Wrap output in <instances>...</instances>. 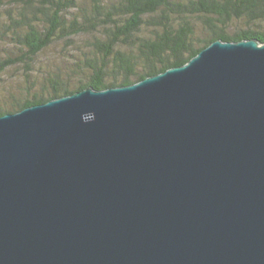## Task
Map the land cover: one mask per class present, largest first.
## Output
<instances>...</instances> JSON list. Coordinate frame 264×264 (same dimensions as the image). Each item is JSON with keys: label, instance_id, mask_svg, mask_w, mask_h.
I'll use <instances>...</instances> for the list:
<instances>
[{"label": "water", "instance_id": "obj_1", "mask_svg": "<svg viewBox=\"0 0 264 264\" xmlns=\"http://www.w3.org/2000/svg\"><path fill=\"white\" fill-rule=\"evenodd\" d=\"M0 264H264V43L0 116Z\"/></svg>", "mask_w": 264, "mask_h": 264}, {"label": "trees", "instance_id": "obj_2", "mask_svg": "<svg viewBox=\"0 0 264 264\" xmlns=\"http://www.w3.org/2000/svg\"><path fill=\"white\" fill-rule=\"evenodd\" d=\"M84 36L74 68L44 71L36 84V57ZM216 40L263 44L264 0H0V41L13 49L0 58V75L21 65L26 77V89L0 106V116L87 87L137 83L186 64Z\"/></svg>", "mask_w": 264, "mask_h": 264}, {"label": "rangeland", "instance_id": "obj_3", "mask_svg": "<svg viewBox=\"0 0 264 264\" xmlns=\"http://www.w3.org/2000/svg\"><path fill=\"white\" fill-rule=\"evenodd\" d=\"M88 40L89 37L84 36L74 40L73 43L56 42L40 53L34 62L32 79H36V84H38L44 71L67 73L70 68H74L71 56H78L80 52L78 50L84 48L88 44ZM8 44V42L0 41V58L2 59L10 55L11 51L13 52ZM23 68L21 65L9 67L0 75V106L2 108H7L13 102L11 95L17 98L26 89Z\"/></svg>", "mask_w": 264, "mask_h": 264}]
</instances>
